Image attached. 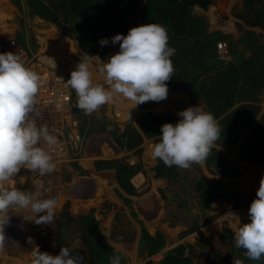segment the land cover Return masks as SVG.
I'll return each instance as SVG.
<instances>
[{
  "label": "trees",
  "instance_id": "1",
  "mask_svg": "<svg viewBox=\"0 0 264 264\" xmlns=\"http://www.w3.org/2000/svg\"><path fill=\"white\" fill-rule=\"evenodd\" d=\"M124 1L10 0V3L18 12L24 14L26 10L29 17L49 22L63 36L73 39L82 55L87 52L110 56L119 51L120 42L112 44L110 41L107 45H101L99 41L104 37L110 40L117 33L126 35L130 23L136 21L137 14L140 24L159 22L166 25L170 37L168 43L176 49L172 56L176 70L173 78L166 83L170 89L187 94L194 103H202L205 110L215 114L222 129L224 128L221 137L205 159L209 174L226 179L239 178L240 170L229 163L227 156L235 151L236 159L240 163L264 164V111L261 106L264 98V0H241V11L235 17L241 19L249 28H259L262 32L246 30L238 24L241 36L236 40L231 34L221 31L209 32L206 18L193 13L195 6L206 11L213 3L211 0H144L141 8V0H128L119 10L117 7ZM23 24L24 21L21 20V28ZM15 40L25 45L22 36L18 35ZM218 41H226L228 60L218 58ZM32 49L34 50V46ZM142 108L146 110L147 106L143 105ZM177 120L172 113L160 117L144 111L136 116L135 123H126L122 130L116 123L103 117L102 122L98 123V131L108 133L119 148L139 155L138 147L143 138L158 141L161 125ZM79 129L84 135L90 134L96 128L91 122L85 133L83 127ZM93 165L97 171L114 170L120 188L128 195L135 194L136 190L130 179L141 171L140 163L130 165L121 158L98 160ZM72 166L78 169L76 162ZM181 168L177 165L168 166L158 159L154 168L155 177L174 181L181 176ZM233 185L232 182L210 179L203 175L196 179L193 190L201 211H211L212 204L217 200L226 201L230 206L229 212L239 213L249 209L256 197L233 194ZM123 200L127 205L130 204L128 199ZM62 220L57 221L59 226H69L85 251L81 252L60 240L56 244V254L61 247L67 246L72 254H81L84 257V264L86 255L87 264H111L110 257L113 255H119L121 264H126V259L102 235L93 211L73 219L66 207ZM209 221L206 220L205 224ZM139 224L140 248H143L148 257L158 254L167 244L164 234L157 230L151 235L142 223ZM197 229L198 227H194L186 233ZM220 240L231 243L230 255L211 260L210 264H230L232 258L243 259L245 264H264V260H253L244 255L245 249L233 245V232L227 225L221 229ZM196 259L192 245L180 244L166 251L159 261L149 260L145 264H198Z\"/></svg>",
  "mask_w": 264,
  "mask_h": 264
},
{
  "label": "clouds",
  "instance_id": "2",
  "mask_svg": "<svg viewBox=\"0 0 264 264\" xmlns=\"http://www.w3.org/2000/svg\"><path fill=\"white\" fill-rule=\"evenodd\" d=\"M169 39L167 26L159 22L131 27L126 35L117 33L110 40L101 38V45L120 42L119 51L107 60L87 52L80 58L67 79L77 93L78 107L92 113L117 95L136 106L167 98L166 81L176 70L172 59L176 49ZM48 59L55 62L50 56ZM97 67L105 83L94 80ZM41 83L40 74L25 63L19 50L0 51V247L5 244V226L11 223L14 210H25L32 219L24 218L37 224L51 223L55 218V197L10 186L21 168L41 174L56 168L54 154L59 138L47 122L37 119L41 115L35 106ZM177 115L181 118L176 122L161 125L159 140L151 145V151L168 166L189 168L208 157L224 128L200 103L179 110ZM229 215L239 220L236 247L245 249L244 255L253 260H264V179L250 204L249 221L240 223L233 211ZM110 261L121 264L119 255L111 256ZM32 264H84V257L64 246L58 254L39 251ZM233 264L245 261L237 258Z\"/></svg>",
  "mask_w": 264,
  "mask_h": 264
},
{
  "label": "rangeland",
  "instance_id": "3",
  "mask_svg": "<svg viewBox=\"0 0 264 264\" xmlns=\"http://www.w3.org/2000/svg\"><path fill=\"white\" fill-rule=\"evenodd\" d=\"M213 3L208 7L206 11L201 10L198 7H193V13L196 15H202L206 18L208 22V31H221L224 33H230L229 31H235L233 28V25L235 26L238 35L241 34V32L238 30L237 25L242 24L244 29L247 30H253L260 32L257 28H249L246 26L241 19H238L235 17L237 13H240L242 4L241 0H211ZM128 0H125L121 5H119L117 8L120 10L125 3H127ZM26 9V8H24ZM2 19V20H1ZM23 20V28L20 25V21ZM136 20V19H135ZM0 45L3 44L5 41L11 38H16L18 35L23 37L24 44L27 45L32 51H44L48 52L49 50L45 48V46L41 45L39 42V39L37 35L35 34V24H45V22L35 19V17H29L27 14V11L25 10V13H20L18 10L10 3V0H0ZM137 20L135 22L130 23V28L134 26H138ZM52 26V25H51ZM53 27V26H52ZM56 31L57 29L53 27ZM57 33L61 34L59 31ZM62 35V34H61ZM63 36V35H62ZM66 39L65 46L63 47L62 55L61 57H66L70 59L71 66H76L80 58L83 56L79 53L78 47L76 42L73 39L67 38ZM32 46H34V50L32 49ZM1 47V46H0ZM44 47V48H43ZM48 51H46V50ZM50 53V52H48ZM60 57V58H61ZM102 59L108 58L109 56H101ZM102 78V75H100L99 71L94 72V80L99 82V79ZM105 83V82H104ZM74 95H73V103L78 107L77 101L78 96L76 91L73 89ZM176 95L181 96H187L186 101L190 105H198L199 102L194 103L188 95L181 91H175L169 88V94L167 98L161 100V101H146L141 104H138L136 106L135 102L121 98L117 99L114 98L112 101L107 102L106 104L102 105L97 110L93 111L92 113H87L84 109L79 108L80 113L78 115L79 119V128L83 127L84 133L87 131L88 126L91 125V122L93 123V126L95 131L91 132L90 134H84V141L86 146V152H83V157L78 162L81 167L85 169L87 172L86 175H83V193H81V196H76V200L80 199L83 200L82 203H80L82 206V211H78L75 206H77L74 201L70 197L63 199L60 203H63L62 206L59 208L58 213L56 216L59 217V215H62L65 208L67 207V211L69 215L73 218L78 217L80 214H87L91 211L95 212L96 218L100 221V227L107 235L108 241L112 244L117 246L121 249L124 253L127 252V249H133V244H136V252L134 255V252H129L130 256L132 257V262L130 264H142L145 259V254L142 251L140 252V246H139V240L134 243L137 235V230L140 228L138 224L132 225V222H136V220H140L141 222L146 221V228L148 229V232H153V223L149 224V221L144 220L146 218V212L143 210L144 208H141L142 211H140L139 203L137 200L144 199L146 201V204L152 207L155 204V207L159 205V207H163L164 210H166L167 214L163 217L160 225L165 226L167 222H174V224L170 225V228L168 229V232L171 237V240L168 242L167 247L169 246H177L175 245L176 242L181 241L182 238L178 234H175L177 230L175 231V228L173 225L176 224V221L173 220L174 217L171 213L177 212L178 214L184 212L185 206L181 207L182 203L178 207L176 200H178V196L176 195L179 193V191L182 190L183 193V202L188 205H190L193 202V187L192 183L193 181L199 177L200 173L197 171V166H195L193 163L191 167L189 168H181V176L180 180H176L175 184L172 185L171 188H173V193H171V189L169 185H166L165 188H163L161 191L163 192V195L158 194L156 190V184H151V180L153 181L154 176L151 174V166L153 165V159L155 158L151 151V145L154 143L153 140H150L151 145H146V150H148V155L142 150L140 155H136L132 152L127 151H118L115 149L112 144L109 143L107 137H110L108 133H100L98 131L99 128V121L102 122V118H106L109 121H112L117 124L118 128L120 130L123 129L124 125L128 122H132L136 116L142 112L143 105H146L148 109L151 110V112H154L155 114H167L172 113L175 115L178 119L180 117L176 114L175 110L173 109L177 102L175 100ZM111 102V103H110ZM188 104V106H189ZM201 105V103H200ZM123 108H126L127 116L124 119H120L116 116L117 113H121L119 110H123ZM203 108V106L201 105ZM131 113V114H130ZM107 139V140H106ZM97 140V141H96ZM112 141V139H111ZM148 141V140H147ZM113 142V141H112ZM114 143V142H113ZM115 144V143H114ZM101 149L108 151V157H101L98 155V153L101 151ZM98 150V151H97ZM95 153V154H94ZM95 155V157H90L89 155ZM119 158H126V160L133 164L137 161H141L144 166L145 173H148V176L151 177V180L148 181L147 179H144L142 175H138L140 177L135 178L134 183H136V186L140 189V193L138 196L133 197V202L135 205L133 206V209L135 213V216L129 215V209L123 207V202L119 197L117 196L115 190L116 185L110 183L106 184L105 181H100L97 193L95 194L94 198L91 196V191H93V186L91 185V191H89V183L87 181L91 180V173H93V165L92 163L94 161L98 160H111V159H119ZM230 159L233 160L234 157L230 156ZM263 166V165H261ZM249 169H253V172H257L259 170L258 166L251 167ZM73 175L75 174V170L73 167H71ZM109 171V170H106ZM245 171L247 172V168H245ZM65 171L64 177L66 181L68 182L69 186L70 184L74 183L76 180V176L73 178L71 175ZM110 172V171H109ZM112 174V172H111ZM96 175L93 173V179H98L95 177ZM81 177V176H80ZM71 179H74L71 181ZM141 180V182H140ZM86 181V182H85ZM148 181V182H147ZM241 181H244L243 179L239 180L238 182L241 183ZM85 182V183H84ZM93 182V181H92ZM95 183V181H94ZM140 183V184H139ZM144 183H148V186H145ZM155 183V181H154ZM157 183V182H156ZM239 183V184H240ZM78 184V183H77ZM97 184V182L95 183ZM142 185V186H141ZM86 186V187H85ZM79 188V187H77ZM96 190V188H95ZM238 190H241L242 193H239L238 195L241 197H248V198H254L257 195L256 191H251L249 193L244 192L241 189V184ZM80 191V189H79ZM122 192V190H120ZM76 192V190H75ZM78 193V192H77ZM101 193V194H100ZM85 194V195H84ZM85 196V197H82ZM91 196V198H89ZM163 198V199H162ZM92 199V200H91ZM78 201V200H77ZM137 202V203H136ZM85 204V205H84ZM145 204V205H146ZM146 205V206H147ZM90 206V207H88ZM125 209V210H123ZM77 210V211H76ZM249 209L245 210L248 211ZM15 211H13L14 213ZM17 212H19L17 210ZM16 216L17 213H14ZM179 217V216H178ZM109 218V219H108ZM177 219V217H176ZM185 223H188L189 216L183 218ZM62 220V219H61ZM109 220H111V223L109 225ZM15 220V217L11 218V222ZM29 223L32 225L31 220H29ZM191 225V223H189ZM15 225V224H14ZM14 225H10L9 231H14ZM30 225V226H31ZM189 225V226H190ZM34 226V225H33ZM134 227V228H133ZM32 231L34 232V238H32V242H30V249L24 251H19L17 253H12L13 250H10L7 247H0V264H32V261L35 259L37 253L39 251H48L52 254L55 253L56 244L60 242V240H64L67 244L74 248H78L83 251V246L80 243V240L77 238V236L73 233V230L69 226H66L65 228V234L61 235V231L59 228V224L55 223V221L51 223H45V229H46V236L45 233L40 234L37 236L35 231L33 230V227L31 226ZM36 229V228H35ZM47 234H50V236H47ZM14 234H12L13 236ZM195 234L187 237L186 239L191 242L192 238ZM54 236V239L51 240V237ZM193 236V237H192ZM15 237V235H14ZM13 237V238H14ZM33 237V236H32ZM185 240H182L181 243L185 242ZM235 239V236H234ZM7 241V238H6ZM11 241V240H9ZM235 241V240H234ZM124 243V244H123ZM130 243L132 245H130ZM179 243V244H181ZM194 244V255L197 257V263L198 264H210L211 260H216L222 257H226L230 255V249H231V243L229 241H221L218 237H213V234H211V231H206L201 237L199 242L193 243ZM233 245L236 247L235 242H233ZM132 246V247H130ZM10 250L11 252L6 254ZM7 255V256H6ZM162 255L156 254L152 257H150L151 260L156 262L158 259H160ZM234 257V256H233ZM232 258V255H231ZM86 260L87 257H86ZM85 260V264H87V261ZM130 261V258H129ZM234 261V258L231 259V263Z\"/></svg>",
  "mask_w": 264,
  "mask_h": 264
},
{
  "label": "crops",
  "instance_id": "4",
  "mask_svg": "<svg viewBox=\"0 0 264 264\" xmlns=\"http://www.w3.org/2000/svg\"><path fill=\"white\" fill-rule=\"evenodd\" d=\"M143 3H144V0H141V4H140V8L143 6ZM136 20H137V22H138V24L139 25H141L140 24V22H139V20H138V14H137V16H136ZM240 25V24H239ZM241 26H242V24H241ZM243 27V26H242ZM233 28H234V30L235 31H229L230 33H226V34H231L232 36H233V39L234 40H236V39H238L240 36H241V34H239L238 35V33H237V30H236V28H235V26L233 25ZM244 28V27H243ZM247 30V29H246ZM259 30V29H258ZM260 31V30H259ZM256 33H260V32H262V31H260V32H257V31H255ZM222 33H224V32H222ZM263 34H264V32H263ZM229 59V58H228ZM227 59V60H228ZM187 95V94H186ZM180 97H181V100H176V102H177V105L173 108L174 110H175V112H176V114H177V112L179 111V110H182V109H184V108H186V107H188V102L186 101V97L185 96H181V95H179ZM189 97V96H188ZM198 102V101H197ZM200 103V102H199ZM190 105V104H189ZM201 105L203 106V108L205 109V107H204V105L201 103ZM261 106H262V111H264V98H263V101H262V103H261ZM149 107V106H148ZM148 107H147V109L146 110H142V112H144V111H148V112H151V110L150 109H148ZM121 113H119V117L118 118H120V119H124L123 118V110L121 111V110H119ZM141 112V113H142ZM151 113H153L154 115H157V116H160V117H162V116H164L165 114H155L154 112H151ZM181 118V117H180ZM132 123H135V119L132 121ZM148 140V141H147ZM150 140H153L154 141V139H146V138H143V142L141 143V145L138 147V149H140V154H141V152H142V150H143V152H144V155H145V153L147 154L148 153V150H146V145L147 144H150L151 145V142H150ZM155 142V141H154ZM121 149V148H120ZM122 151H125V150H123V149H121ZM105 151V155L106 156H101V157H108V151L107 150H104V149H101V151L99 152V153H102V152H104ZM120 152V151H119ZM129 152H132V151H129ZM133 153H134V151H133ZM139 154V155H140ZM93 155V154H92ZM92 155H89L90 157H92ZM99 155V154H98ZM137 155V154H136ZM148 155V154H147ZM227 156H228V160H229V163H232V164H234L239 170H240V172H241V174H240V176H239V178H237V179H226V178H223V177H220V176H218V175H211V174H209V172L207 171V169H206V167H205V160L203 161V162H193V164L195 165V166H197L198 168H197V171H199V173H200V175H199V177L201 176V175H203V176H205V177H207V178H210V179H217V180H225V181H228V182H232L234 185H233V187H232V192H233V194H235V195H238L239 193H242V191L241 190H238V188L240 187V184H241V189L244 191V192H246V193H249V192H251V191H256L257 192V188L256 187H258V185H260V181L262 180V179H264V164H262L263 166H261V165H250V164H243V163H240L239 161H237V159H236V151L235 152H233L232 154H227ZM230 156H232V157H234V159L233 160H231L230 159ZM119 159H121V158H119ZM122 159H124L128 164H130V165H133V164H135V163H140L141 164V166H142V169H141V171H139L137 174H135L131 179H130V182H131V184H132V186L134 187V189L136 190V192H135V194L134 195H128V194H126L121 188H120V186L117 184V182H116V179H115V172H114V170H112V169H107V170H109V171H106V170H101V171H97V170H95V168H94V162L92 163V165H93V169H94V171H93V173L96 175L95 177L96 178H98L97 180L96 179H93V173H91V180L90 181H95V183L97 182V190H98V186H99V182L100 181H105V183L106 184H110V183H112V184H114V185H116V190H115V192H116V194H117V196L119 197V199H121L122 200V204H123V207L122 208H124V207H126V208H128L129 209V215H128V217L130 216V214L132 215V216H135V211H134V209H133V206L135 205V203L133 202V206H132V202H131V200H133V197H136V196H138L139 195V193H140V189L136 186V183H134V181L133 180H135V178L136 177H138V175H142V177L144 178V179H147L148 181H150L151 180V177H149L148 176V173H145V170H144V166H143V163L139 160V161H137V162H135V163H133V164H131V163H129L127 160H126V158H122ZM112 160V159H111ZM80 161V160H79ZM153 165L151 166L152 168H151V174L154 176V179H153V181L151 180V184L153 183V184H156V192L158 193V194H160V195H163V192L161 191L163 188H165L166 187V185H169L170 186V191H171V193H173V188H171L172 187V185H174L175 184V182H176V180H178L179 178H177L176 180H174V181H168L167 179H165V178H156L155 177V171H154V168H155V166L157 165V163H158V158H154L153 159ZM77 165H78V169L77 168H75V167H73L74 168V170H75V174L73 175V173H72V170L70 171V175H71V177H75L76 176V179H82L83 178V175H86V171H85V169L83 168V167H81V165L79 164V163H77ZM254 166H258V168H259V170L257 171V172H253L252 170L253 169H249V168H251V167H254ZM245 168H247V172L245 171ZM111 172H112V174H111ZM81 176V177H80ZM140 177V176H139ZM198 177V178H199ZM198 178H196V179H198ZM195 179V180H196ZM241 179H243L244 181H241V183L240 182H238L239 180H241ZM74 179H71V181H73ZM83 180V179H82ZM180 180V179H179ZM194 180V181H195ZM68 181V180H67ZM147 181V182H148ZM154 181H155V183H154ZM193 181V182H194ZM77 182H80L81 184L83 183L81 180H76L74 183H73V185L75 184V183H77ZM140 182H141V180H140ZM157 182V183H156ZM240 183V184H239ZM140 184V183H139ZM145 184V186H148V183H144ZM89 185V184H88ZM142 186V185H141ZM192 187H193V183H192ZM79 189H80V191H79ZM75 190H76V192H75ZM92 190H94V191H92V192H95V193H97V191L93 188ZM120 190H122V192L120 191ZM78 192V193H77ZM83 191L81 190V188L79 187V188H75L74 189V197H76L77 195L78 196H81V193H82ZM193 192H194V190H193ZM76 193V194H75ZM177 196H178V200H176V202H177V205H178V207L180 206V204L182 203V205H181V207H183V206H185V210H184V212L183 213H180V214H178L176 211L175 212H173V213H171L172 214V216L174 217V219L173 220H175L176 221V224L175 225H173L174 226V228H175V231L177 230V232H175V234H178L179 236H180V238H182L181 239V241L182 240H185L187 237H189V236H191V235H193V234H195L194 235V237L192 238V241L191 242H189L187 239H186V241L185 242H183V243H181V241H178V242H176V244L175 245H180L179 243H181V244H189V245H192L193 247H195L194 246V244L193 243H195V241L196 242H199V240H200V237L206 232V231H211V234H213V237H218V238H220V233H221V229H222V227H224L225 225H227L228 226V228L233 232V240H235L234 239V236H235V233H236V230H237V227H238V224H239V220H238V218H235V217H231L230 215H229V210H230V206L228 205V203L226 202V201H224V200H217V201H215L213 204H212V210L211 211H206V212H202L201 211V209H200V207L198 206V203H197V199H196V196H195V192L193 193V202H192V204L190 205V203L188 204V205H186L184 202H183V200H182V198H183V193H182V190L181 191H179V193H177L176 194ZM239 196V195H238ZM83 197V196H82ZM77 198V197H76ZM76 198H75V200H76ZM123 198H126V199H128L129 201H130V204L129 205H127L126 203H125V201L123 200ZM163 199V198H162ZM79 200V199H78ZM134 201V200H133ZM138 201V203H139V206H141V205H143L142 207H140L139 209H140V211H142L141 210V208H144L143 210L146 212V218H144V220H147V221H149V224L150 223H153V226H154V228H153V232H148V229L146 228V221H143V222H141L140 220H136V222L134 221V223L132 222V225H135V224H138L139 226H140V224L139 223H142V225L144 226V228L146 229V231L149 233V234H151V235H154V233H155V231H157V230H159V231H161L163 234H164V236H165V238H166V241H167V244H168V242L171 240V237H170V235H168L169 234V232H168V229L170 228V225H172V224H174V222H167V224H166V227L163 225V226H161L160 225V223H161V221H162V219H163V217L167 214V212H166V210H164L163 209V207H159V205L158 206H156L155 207V204L151 207L150 206V204L149 205H147L146 204V201H144V199H140V200H137ZM137 203V202H136ZM147 206H146V205ZM123 210H125V209H123ZM135 212V213H134ZM93 213L95 214V212L93 211ZM69 214V213H68ZM62 215H63V213H62ZM62 215H59V217L58 216H56V214H55V218H54V221H55V223H57V221L59 222V221H63V220H61L62 219ZM80 215H83V213L82 214H80ZM79 215V216H80ZM189 216V220L190 221H188V223H185L184 222V217H186V216ZM237 215L239 216V218H240V223H244V222H248L249 221V219H250V217H249V215H248V211H242V212H239V213H237ZM70 216V215H69ZM179 216V217H178ZM71 217V216H70ZM94 217H95V219L96 220H98L97 218H96V216L94 215ZM176 217H177V219H176ZM71 218H73V217H71ZM75 218H77V217H75ZM75 218H73V219H75ZM28 219H30L29 217H28ZM109 219V218H108ZM206 220H210L209 221V223H206L205 224V221ZM99 221V220H98ZM16 222H17V220H16ZM31 222H32V225L29 223V225H31L32 227H33V230L35 231V233H37L36 235L38 236L39 235V233L40 234H43V233H45V236H46V229H45V223H40V224H37V223H35L34 221H32L31 220ZM110 223H111V220H109V225H110ZM189 223H191V225L189 224ZM11 224H15V222L14 221H12L11 222ZM34 225V226H33ZM190 225V226H189ZM12 226V225H11ZM99 226H100V221H99ZM194 227H198V229L197 230H195L194 232H192V233H186V232H188L189 230H191L192 228H194ZM36 228V229H35ZM59 228H60V231L62 232L61 233V235H63V234H65V228H66V226H65V228H61V226H59ZM134 228V227H133ZM8 229V228H7ZM100 229H101V227H100ZM34 233V232H33ZM101 233H102V235L106 238V240H107V242L112 246V247H114L118 252H120L121 253V255L126 259V264H130V263H133L132 261V257L129 255L130 253L129 252H134V255H135V252H136V244H133V246H134V248L132 249H127V252H123V251H121V249L120 248H118L117 246H115V245H112L109 241H108V239H107V235L105 234V232H103V230L101 229ZM186 233V234H185ZM29 234V233H28ZM185 234V235H184ZM32 236H33V238H34V234H32ZM47 236H50V234H47ZM140 236H141V226H140V228L137 230V235H136V239H135V241H134V243L135 242H137L138 240L140 241ZM54 239V236H52L51 237V240H53ZM5 241H6V238H5ZM7 241L8 242H13L14 240H11V241H9V239H7ZM6 241V242H7ZM124 244V243H123ZM167 244H166V246H167ZM82 245V244H81ZM130 245H132L131 243H130ZM177 245V246H178ZM4 247H5V244L3 245ZM21 246H24V245H21V244H19V247H21ZM130 247H132V246H130ZM174 247H176V246H174ZM173 246H169V247H165L162 251H160L158 254H161L162 256L160 257V259L163 257V255H164V253L166 252V251H168V250H170V249H172V248H174ZM84 248V247H83ZM78 249V248H77ZM13 250V249H12ZM78 250H80V249H78ZM21 251H24V250H21ZM81 252H84L85 251V249H83V251L82 250H80ZM142 251L144 252V250H143V248H142ZM11 251L10 250H8L7 252H5L6 254L8 253H10ZM17 253V252H19V250L17 249V248H15L13 251H12V253ZM140 252H141V248H140ZM144 254H145V259L146 260H144V262H142V264H145V262H147V261H149V260H151L150 259V257H148L147 255H146V253L144 252ZM157 254V255H158ZM7 256V255H6ZM86 257H87V255H86ZM129 258H130V261H129ZM88 259V258H87ZM160 259H158L157 261H159ZM86 260V259H85ZM86 261H88V260H86ZM151 261H153V260H151ZM156 261V262H157Z\"/></svg>",
  "mask_w": 264,
  "mask_h": 264
},
{
  "label": "built area",
  "instance_id": "5",
  "mask_svg": "<svg viewBox=\"0 0 264 264\" xmlns=\"http://www.w3.org/2000/svg\"><path fill=\"white\" fill-rule=\"evenodd\" d=\"M0 46V51L15 52L19 50L25 63L40 74L42 83L37 94L35 106L41 115L37 119L41 123L47 122L50 130H55L60 141L54 154L56 161V168L54 170L41 174L38 171L21 168L20 172L14 177L15 180L10 182V186H17L21 189L31 188L33 191H41L46 197H55L57 201L55 214H57L63 204L59 203L63 199L61 193L63 184L69 186L64 173L65 171L70 173L72 163L79 162L87 147L84 135L79 129L78 115L80 110L73 103V89L67 82L74 66H71L70 59L66 57L55 60L51 53L31 51L29 47L18 44L14 38L8 39ZM216 49L218 58L222 60L229 58L226 41H218ZM48 56L52 57L55 62L50 61ZM75 108L78 109V112L74 110ZM70 185L69 190L71 191L73 190V184L71 183ZM77 186L83 191V183L81 185L77 184ZM18 211L22 214L26 213L22 209ZM12 215L20 220L19 214L15 216L13 213ZM29 218L32 219L30 215ZM10 225L11 223L7 226L9 227ZM13 237L14 235H11L9 240L17 239L18 235Z\"/></svg>",
  "mask_w": 264,
  "mask_h": 264
},
{
  "label": "bare ground",
  "instance_id": "6",
  "mask_svg": "<svg viewBox=\"0 0 264 264\" xmlns=\"http://www.w3.org/2000/svg\"><path fill=\"white\" fill-rule=\"evenodd\" d=\"M2 20V19H1ZM1 24V23H0ZM34 30H35V34L37 35V37H38V39H39V42H40V44L41 45H43V46H45V48L46 49H48V50H46V51H48V52H50L51 53V55H52V57L56 60V59H59L60 57H61V53H62V49H63V47L65 46V41H66V39L64 38V36H62L61 34H59V33H57V31L52 27V26H50V25H48V24H35V28H34ZM44 48V47H43ZM108 58H105V60H107ZM95 71H99V68L97 67V68H95L94 69V72ZM99 79V78H98ZM99 82H101V83H104L105 82V80H104V78H103V76H102V78L101 79H99ZM117 97V99L119 98V95H117L116 96ZM115 97V98H116ZM175 100H181V97L179 96V95H176L175 96ZM112 101V100H111ZM134 102V101H133ZM111 103V102H110ZM122 109H123V118H126L125 116H127V113H126V108H123L122 107ZM116 116L117 117H119V113H117L116 114ZM107 140V139H106ZM97 141V140H96ZM98 151V150H97ZM95 154V153H94ZM99 154V156H106L105 155V151L104 152H102V153H98ZM92 157H95V155H92ZM139 177V176H138ZM136 179H137V177H136ZM80 180V179H79ZM82 180V179H81ZM86 182V181H85ZM84 182V183H85ZM78 184H80L81 185V183L80 182H77ZM77 183H75L74 185H73V190H69V186H67V185H64L63 184V187H62V190H61V193H62V198L63 199H65V198H68V197H70L71 199H72V201L75 199V197H74V189L75 188H77V187H79V186H77ZM87 183H89V191H91V185L93 186V188L95 189V188H97V184H95L94 182H92V181H87ZM260 185H258V187H259ZM86 187V186H85ZM258 187H256L257 189H258ZM70 191V192H69ZM94 191V190H93ZM96 191H97V189H96ZM76 194V193H75ZM95 192H92L91 191V196H93L92 198H94V196H95ZM101 194V193H100ZM85 195V194H84ZM91 196H89V198H91ZM83 197H85V196H83ZM63 199H61L60 200V202L63 200ZM78 200V199H77ZM74 201V203H76L77 204V206H75L76 208H77V210L78 211H82V206L83 205H81L80 203H82L83 202V200H78V201ZM92 200V199H91ZM59 202V203H60ZM85 205V204H84ZM88 207H90V206H88ZM76 210V211H77ZM15 212L14 213H17V214H19L20 216V220H18V219H16L15 218V220H17V222H15V225L14 224H11V225H14V230L16 231V232H14V231H12L11 230V232L9 231V228L7 229V225L5 226V238H8V236H9V238L8 239H10V236L12 235V234H14L15 236H17L18 235V237H17V239H15L13 242H6L5 241V247H7V248H9L10 250H14L15 248H17L19 251H21V250H24V249H26V250H28V249H30V242H32V234H33V231H32V228H31V226L29 225V220H26L25 218H28L29 217V215H27V212L26 213H24V214H22L20 211L19 212H17V210H14ZM13 217V215H11V218ZM25 217V218H24ZM10 227V226H9ZM29 233V234H28ZM19 244H21V245H24V246H21V247H19Z\"/></svg>",
  "mask_w": 264,
  "mask_h": 264
},
{
  "label": "water",
  "instance_id": "7",
  "mask_svg": "<svg viewBox=\"0 0 264 264\" xmlns=\"http://www.w3.org/2000/svg\"><path fill=\"white\" fill-rule=\"evenodd\" d=\"M35 19H38L37 17H35ZM40 20V19H39ZM41 21H43V20H41ZM43 22H45V21H43ZM45 24H48V25H52V24H50L49 22H45ZM53 26V25H52ZM54 27V26H53ZM257 29H259V28H257ZM260 30V29H259ZM261 31V30H260ZM109 56V55H108ZM76 112H78V109L77 108H75L74 109ZM107 139H108V141H109V143L110 144H112V146L115 148V149H117L118 151H121V149L117 146V145H115L112 141H111V137H107ZM163 252V251H162ZM186 256V255H185Z\"/></svg>",
  "mask_w": 264,
  "mask_h": 264
}]
</instances>
